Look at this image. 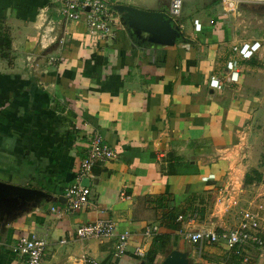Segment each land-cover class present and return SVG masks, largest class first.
Instances as JSON below:
<instances>
[{
    "label": "crops",
    "instance_id": "crops-1",
    "mask_svg": "<svg viewBox=\"0 0 264 264\" xmlns=\"http://www.w3.org/2000/svg\"><path fill=\"white\" fill-rule=\"evenodd\" d=\"M61 1L0 0V30L11 41L7 58L0 49V264H17L11 247L39 227L49 231L43 264L85 255L162 264L173 250L190 264H264L256 249L237 254L179 233L230 229L245 210L264 216V47L249 60L234 51L262 38L263 6L226 14L221 0H184L172 18L170 0H106L113 24L102 38L86 16H61ZM120 7L167 14L171 33L136 27ZM95 134L118 157L93 168L90 205L68 211L66 189L78 183ZM252 170L263 179L246 184ZM225 189L238 203L230 214L220 202L213 208ZM108 219L130 232L123 256L115 237H76L80 226ZM149 226L158 227L152 238Z\"/></svg>",
    "mask_w": 264,
    "mask_h": 264
},
{
    "label": "built area",
    "instance_id": "built-area-1",
    "mask_svg": "<svg viewBox=\"0 0 264 264\" xmlns=\"http://www.w3.org/2000/svg\"><path fill=\"white\" fill-rule=\"evenodd\" d=\"M170 14L172 18H176L181 14L183 0H170ZM240 4H260L264 8V0H221L224 13L230 14L237 11ZM111 8L106 0H62L59 8L61 16L67 20L77 21L86 16L89 31L107 38L112 30V13ZM194 29L196 32L202 30L201 22L194 20ZM264 47V33L260 40L244 43L235 46L234 51L244 60L252 59ZM54 60V59H52ZM236 62L228 64V70L232 73L231 80H238V73L234 70ZM212 88L221 89V82L216 77H212L210 81ZM118 157L116 151L110 147L101 135L92 136L87 147L86 154L80 163V172L78 175V183L68 187L65 197L68 204V211H77L88 207L91 203L92 191L89 185H82L83 179L93 178V168L97 164L115 160ZM90 181V180H89ZM221 198L218 200L223 205L224 213L230 214L233 208L238 206L236 200L230 197L229 191L225 189ZM125 197V196H124ZM126 198H128L126 196ZM52 212H57L56 208L51 207ZM196 217V215H195ZM237 224L223 231H180L187 241L192 244H201L207 242L210 244H221L227 246L230 250L236 249V253L241 252L248 254V249H256L260 256L264 258V216L260 211L245 210L240 214L237 213ZM183 217L179 218V221ZM158 233L157 226H149L146 228L145 235L152 238ZM76 237L81 240L100 239V238H116V254L123 256L128 253L130 243V232L123 231L117 233V227L113 220H97L88 225L80 226L76 230ZM67 240H62L61 244H66ZM13 255L17 258V264H43L48 257L50 250L49 231L46 228L39 227L36 231L20 237L11 247ZM134 253L144 257L146 252L144 247H137ZM245 262L249 261V257L244 258ZM67 264H101L97 259L89 256L69 258Z\"/></svg>",
    "mask_w": 264,
    "mask_h": 264
},
{
    "label": "water",
    "instance_id": "water-1",
    "mask_svg": "<svg viewBox=\"0 0 264 264\" xmlns=\"http://www.w3.org/2000/svg\"><path fill=\"white\" fill-rule=\"evenodd\" d=\"M119 10L127 12L132 24L136 27L148 30L149 28L158 30L157 33L170 34L172 19L165 13H150L130 7H120ZM151 26V27H150ZM151 32H154L153 30ZM88 179H84L82 185L87 186ZM162 264H190L187 255L181 251L173 250Z\"/></svg>",
    "mask_w": 264,
    "mask_h": 264
},
{
    "label": "trees",
    "instance_id": "trees-1",
    "mask_svg": "<svg viewBox=\"0 0 264 264\" xmlns=\"http://www.w3.org/2000/svg\"><path fill=\"white\" fill-rule=\"evenodd\" d=\"M3 24V18H0V25ZM0 49L2 50L1 56L7 58L11 49V41L10 37L8 36L6 30H0ZM6 51V52H5ZM174 169L171 167L169 172H173ZM263 179V175L258 170H252L250 173L246 175L245 182L246 184H252L254 181L260 182ZM150 262H153V259H150Z\"/></svg>",
    "mask_w": 264,
    "mask_h": 264
},
{
    "label": "rangeland",
    "instance_id": "rangeland-1",
    "mask_svg": "<svg viewBox=\"0 0 264 264\" xmlns=\"http://www.w3.org/2000/svg\"><path fill=\"white\" fill-rule=\"evenodd\" d=\"M183 2H184V3H183V6H184V4H186V1L183 0ZM246 5H247L246 7H252V6H250V4H246ZM191 7H192V6H191ZM183 9H184V7H183ZM183 9H182V11H184ZM189 9H193V11H194V7L189 8ZM262 162H264V155H263V158H262ZM263 164H264V163H263ZM261 167H263V166H261ZM263 172H264V168H263ZM262 190H263V193H264V189H262ZM218 197H219V196H218ZM263 198H264V194H263ZM209 202H210V201H209ZM214 202H215V205H213L214 211L218 212L219 209H218V210H215V208L217 207V204H218V198H217V201H216V199H215ZM216 203H217V204H216Z\"/></svg>",
    "mask_w": 264,
    "mask_h": 264
}]
</instances>
